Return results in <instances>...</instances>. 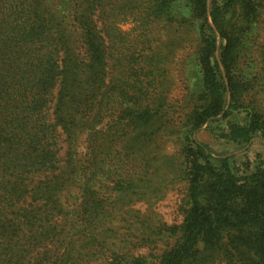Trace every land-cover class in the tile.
<instances>
[{"label": "trees", "instance_id": "1", "mask_svg": "<svg viewBox=\"0 0 264 264\" xmlns=\"http://www.w3.org/2000/svg\"><path fill=\"white\" fill-rule=\"evenodd\" d=\"M128 20L140 35L124 60L111 27ZM155 27L170 29L166 42ZM183 33L179 72L194 83L181 105H168L157 88L170 72L156 56L167 50L174 59ZM116 99L122 120L109 124L103 110ZM168 111L177 116L168 132L178 136L181 221L118 217L110 204L120 201L108 206L91 186L95 167L117 143L131 158L119 135L130 124L141 163L132 157L137 171L115 175L112 190L145 189L151 174L142 163L152 161L142 157L169 125ZM229 117L237 122L226 125L230 140L264 133V0H0V264H264V169L240 174L191 139ZM82 134V174L61 182L59 138L71 145ZM69 183L79 205L62 215ZM152 185L147 200L159 201L164 187Z\"/></svg>", "mask_w": 264, "mask_h": 264}, {"label": "rangeland", "instance_id": "2", "mask_svg": "<svg viewBox=\"0 0 264 264\" xmlns=\"http://www.w3.org/2000/svg\"><path fill=\"white\" fill-rule=\"evenodd\" d=\"M111 28L114 29V42L119 44V55L123 56L124 60L126 57L132 56L135 57L136 53L134 52L135 45L138 44L136 37L140 35L139 28L137 23L131 22L128 20L126 22L120 23L116 22L115 26ZM159 28L155 27L154 38L160 39L161 42H166L170 35L169 28L163 30H158ZM137 43V44H136ZM138 47V46H137ZM140 49V48H138ZM187 47L185 34L183 33V49L175 51L174 59L170 56H167V50L162 52V55L156 56L162 64H165V69H169V82H162V86L158 85V94L160 98L163 97L164 101L171 105L172 102L176 105H181L183 100V95L185 94L184 88L185 85L192 82L186 81V78L190 76L184 75L180 76V67L179 62L184 60L187 55ZM118 54V52H116ZM142 55V54H141ZM149 55V54H148ZM115 57L114 52H112L111 57ZM147 57V55L145 56ZM162 58V59H161ZM116 59V57H115ZM122 59V57H120ZM154 59L153 57L151 60ZM128 60V59H127ZM138 65L146 66L150 63L149 59H144L137 61ZM121 66L122 67V62ZM110 69L115 67L114 60L109 61ZM171 68V69H170ZM123 73H127L125 64L123 65ZM118 71L114 68L111 71L110 78L112 82H115ZM168 75V76H169ZM153 99V98H152ZM162 102L160 99L159 103ZM124 108L119 104V100H115L112 104L106 105L103 110L104 121H107L111 124L114 121L122 120L121 113ZM169 118V125H166L163 130L158 132V135L153 142L148 146L144 153L145 157H142V160L152 161L151 163L143 162L142 167L148 168V173L150 177H146L143 182L149 181L150 184L146 185L147 187L142 191L135 188L133 190H126L125 194H118L115 190H112L113 181L118 178L115 175H122L125 170L132 171L133 173L137 171V168H134V164H138L140 161L141 151L138 150L139 145L132 144V140L139 133V129H135L127 124L122 126L119 130V135H121L122 140H124V146L127 151L131 154V158L134 157L133 162L131 158H128V154L125 155V150L119 149V145L114 149H111L109 157L106 158L105 163H100L95 167L96 176L94 182L91 185L93 190L97 192L99 197H102L106 200V204H110L114 198L120 201V203L115 204L114 206L110 204V208H114V215L118 217H123L129 221L136 219V217L150 218L151 223H154L157 219L162 220L168 225L179 224L181 221V207L182 200L184 198V184L177 182L174 179V168L177 167L178 161L175 157L177 152V142L178 136L171 134L170 132L174 130L173 122L177 116L172 115L171 111L167 112ZM167 118H163L161 123H167ZM227 123L237 124L236 120L231 119V117L222 119L219 121L209 122L204 125L201 129L194 132L191 135L192 141L200 146L205 153H207L212 159H228L229 165L235 168L236 172L244 173L245 171H254L256 169H264V133L260 132L253 135L251 139L247 142L245 140H230L226 135V125ZM172 129L170 132H168ZM124 129L123 132H121ZM114 131H116L114 129ZM177 137V142H176ZM181 138V136H179ZM61 142V143H60ZM59 159L60 162L57 166L58 171L54 172L56 176H59L61 172L60 181L64 182L67 179L74 178V175H77V172H80V165L83 164V161L86 159L87 154V142L85 139V134L78 135L77 139H73V144L68 145L66 142V136L61 135L59 138ZM138 143V142H137ZM69 152V155L67 153ZM157 159H161L158 165H155ZM141 163V162H140ZM154 163V164H153ZM133 166V167H132ZM100 169V170H99ZM94 170V168L92 169ZM99 171V172H98ZM140 175L136 176V180H140ZM39 179H37L38 181ZM142 181V180H141ZM66 182V181H65ZM67 183V182H66ZM152 183L157 184L161 183V187H164L161 194L160 200L156 201L152 198ZM138 186L141 184L138 183ZM63 190H65L62 195L67 196L68 203L65 204L60 198L59 209L62 211V215L69 213V209L76 210L79 205V188L73 184L63 185ZM143 193V196L142 194ZM147 201H149L147 203ZM109 206V205H108ZM109 208V209H110Z\"/></svg>", "mask_w": 264, "mask_h": 264}]
</instances>
